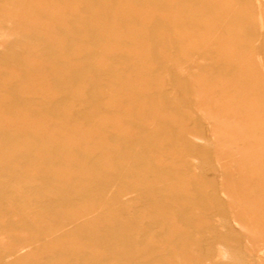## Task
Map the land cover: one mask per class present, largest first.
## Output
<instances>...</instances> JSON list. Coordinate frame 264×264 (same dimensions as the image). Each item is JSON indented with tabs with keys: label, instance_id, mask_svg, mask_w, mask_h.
<instances>
[{
	"label": "rangeland",
	"instance_id": "1",
	"mask_svg": "<svg viewBox=\"0 0 264 264\" xmlns=\"http://www.w3.org/2000/svg\"><path fill=\"white\" fill-rule=\"evenodd\" d=\"M0 264H264V0H0Z\"/></svg>",
	"mask_w": 264,
	"mask_h": 264
},
{
	"label": "bare ground",
	"instance_id": "2",
	"mask_svg": "<svg viewBox=\"0 0 264 264\" xmlns=\"http://www.w3.org/2000/svg\"><path fill=\"white\" fill-rule=\"evenodd\" d=\"M112 193V192H111ZM111 193H110V195H111ZM108 196V195H107Z\"/></svg>",
	"mask_w": 264,
	"mask_h": 264
}]
</instances>
